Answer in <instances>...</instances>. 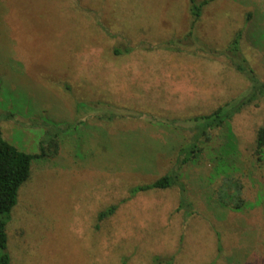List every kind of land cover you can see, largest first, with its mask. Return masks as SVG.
<instances>
[{
  "label": "rangeland",
  "instance_id": "1",
  "mask_svg": "<svg viewBox=\"0 0 264 264\" xmlns=\"http://www.w3.org/2000/svg\"><path fill=\"white\" fill-rule=\"evenodd\" d=\"M189 7L0 0L1 136L27 153L52 134L58 142L19 187L10 264H264V158L254 147L264 95L209 144L215 154L231 146L222 155L235 162L226 175L242 184L241 209L217 202L225 174L213 175L208 156L182 171L191 214L177 210L176 186L130 195L171 168L194 117L249 89L224 53L236 32L238 58L264 82V0H208L196 19Z\"/></svg>",
  "mask_w": 264,
  "mask_h": 264
},
{
  "label": "trees",
  "instance_id": "2",
  "mask_svg": "<svg viewBox=\"0 0 264 264\" xmlns=\"http://www.w3.org/2000/svg\"><path fill=\"white\" fill-rule=\"evenodd\" d=\"M189 3L190 13L193 19H196L201 13L200 9L208 3V0L198 2L196 0H189ZM192 22L191 30L187 32L185 38H191L192 36ZM239 39L240 31L236 32L224 53L231 59L235 68L243 73L247 77L246 79L250 81L251 85L249 89L236 99H232L218 106L213 112L194 117L193 120L195 122L192 127L191 136L177 149L176 158L171 168L149 183L134 186L130 189V195L154 188L176 186L180 190L177 210H190L189 214H191L193 206L191 201L187 200L185 196V185L181 180L182 171L186 165L196 163L199 158H206L208 156V159L212 162L213 175L225 174V176H222L221 184L214 191L217 202L223 206H231L235 210L242 208L244 205V199L241 196L242 184L232 176L226 175L228 169H236L234 160L230 159L229 161V158L223 156L227 154L231 146L225 145L223 147V145H220L221 148L215 154V147L209 145L214 139L213 134L216 129H225L228 132L227 121L232 115L264 95V82L256 80L250 69L246 67L245 62L243 60L240 61L238 58ZM238 59L239 61H237ZM1 135L2 132L0 130V264H10V256L6 250L8 242L6 227L11 218V211L17 203L19 187L28 178L32 162L47 157L49 152L56 153L58 142L56 139L57 134H52L50 135L52 137L45 140L48 145L42 141L39 152L27 153L9 143ZM49 147H53V150L49 151ZM254 147L255 155L264 158V123L257 129ZM222 171L225 173H222ZM115 207V205H110L104 208V210L98 213L97 219L102 220L103 218L109 217L114 213ZM166 263L170 264V260H167Z\"/></svg>",
  "mask_w": 264,
  "mask_h": 264
}]
</instances>
